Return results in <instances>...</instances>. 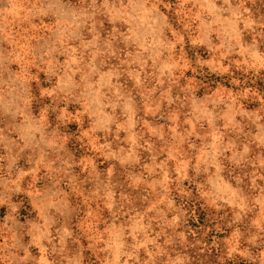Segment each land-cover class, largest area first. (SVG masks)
<instances>
[{
    "label": "rangeland",
    "instance_id": "374dc122",
    "mask_svg": "<svg viewBox=\"0 0 264 264\" xmlns=\"http://www.w3.org/2000/svg\"><path fill=\"white\" fill-rule=\"evenodd\" d=\"M0 264H264V0H0Z\"/></svg>",
    "mask_w": 264,
    "mask_h": 264
},
{
    "label": "trees",
    "instance_id": "16d2710c",
    "mask_svg": "<svg viewBox=\"0 0 264 264\" xmlns=\"http://www.w3.org/2000/svg\"><path fill=\"white\" fill-rule=\"evenodd\" d=\"M210 81L211 82H206V84L208 85V88L215 87L220 82V80L218 78H215V77L211 78ZM188 206L190 207V213L192 214V216H191L192 221L194 220V221L200 222L199 221L200 219H198L199 216L197 213V210L200 208V205H198L197 203L191 202V203H188Z\"/></svg>",
    "mask_w": 264,
    "mask_h": 264
}]
</instances>
